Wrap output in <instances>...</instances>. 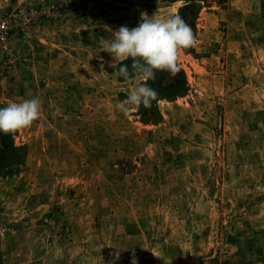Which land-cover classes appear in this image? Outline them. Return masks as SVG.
I'll return each mask as SVG.
<instances>
[{
  "label": "rangeland",
  "instance_id": "obj_1",
  "mask_svg": "<svg viewBox=\"0 0 264 264\" xmlns=\"http://www.w3.org/2000/svg\"><path fill=\"white\" fill-rule=\"evenodd\" d=\"M160 1L197 45L122 111L142 81L103 50L132 24L0 0V108L43 101L0 133V264H264V0Z\"/></svg>",
  "mask_w": 264,
  "mask_h": 264
},
{
  "label": "clouds",
  "instance_id": "obj_2",
  "mask_svg": "<svg viewBox=\"0 0 264 264\" xmlns=\"http://www.w3.org/2000/svg\"><path fill=\"white\" fill-rule=\"evenodd\" d=\"M105 52L112 57L110 67L116 68L114 74L125 81L133 76L142 82L137 83L128 93L125 103L117 107L126 111L128 107L150 108L158 97L157 91L147 83L154 80L156 72H168L176 76L180 71V52L194 48L197 38L192 27L178 13L158 18L142 14L134 28L121 25L111 32V38L105 40ZM131 60V65L124 63ZM43 101L39 97L9 102L0 108V133L15 134L29 128L41 116ZM131 264H138L133 250Z\"/></svg>",
  "mask_w": 264,
  "mask_h": 264
},
{
  "label": "crops",
  "instance_id": "obj_3",
  "mask_svg": "<svg viewBox=\"0 0 264 264\" xmlns=\"http://www.w3.org/2000/svg\"><path fill=\"white\" fill-rule=\"evenodd\" d=\"M160 0H92L90 8L87 10V23L89 19L94 22L93 30H100L104 27L105 21L118 25L120 21L132 24L133 28L138 25L142 14L149 17L156 14L158 18H165L166 7L162 6ZM124 19H121V17ZM114 19L115 21H111ZM89 24V23H88Z\"/></svg>",
  "mask_w": 264,
  "mask_h": 264
}]
</instances>
